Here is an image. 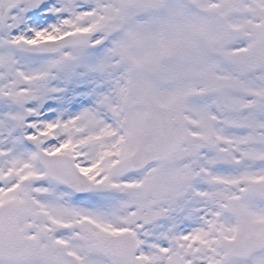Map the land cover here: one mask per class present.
<instances>
[{
	"label": "snow or ice",
	"instance_id": "1",
	"mask_svg": "<svg viewBox=\"0 0 264 264\" xmlns=\"http://www.w3.org/2000/svg\"><path fill=\"white\" fill-rule=\"evenodd\" d=\"M0 264H264V0H0Z\"/></svg>",
	"mask_w": 264,
	"mask_h": 264
}]
</instances>
